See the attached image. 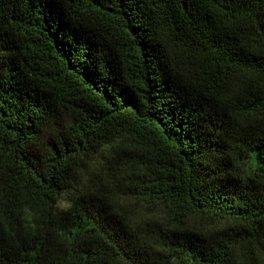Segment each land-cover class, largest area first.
I'll use <instances>...</instances> for the list:
<instances>
[{"label":"trees","instance_id":"trees-1","mask_svg":"<svg viewBox=\"0 0 264 264\" xmlns=\"http://www.w3.org/2000/svg\"><path fill=\"white\" fill-rule=\"evenodd\" d=\"M0 264H264V0H0Z\"/></svg>","mask_w":264,"mask_h":264}]
</instances>
